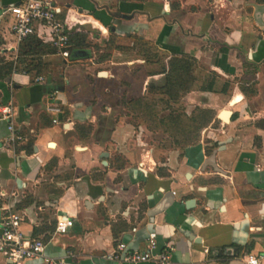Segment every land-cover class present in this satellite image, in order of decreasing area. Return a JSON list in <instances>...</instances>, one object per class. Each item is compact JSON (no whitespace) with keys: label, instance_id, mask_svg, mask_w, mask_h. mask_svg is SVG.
<instances>
[{"label":"crops","instance_id":"1","mask_svg":"<svg viewBox=\"0 0 264 264\" xmlns=\"http://www.w3.org/2000/svg\"><path fill=\"white\" fill-rule=\"evenodd\" d=\"M24 1L0 0L6 60L20 43L5 10ZM51 1L85 51L54 62L42 82L23 71L0 78V107L12 106L22 137L11 142L0 120V235L12 212L24 236L45 243L42 257L22 264H156L106 257L120 242L126 253L145 251L152 232L170 264L264 254V0ZM171 57L194 58L195 81L164 105ZM156 102L163 128L169 115L214 117L196 142L177 136L166 148L150 142L142 119L159 114ZM59 217L73 220L64 234ZM0 264L13 263L0 253Z\"/></svg>","mask_w":264,"mask_h":264},{"label":"built area","instance_id":"2","mask_svg":"<svg viewBox=\"0 0 264 264\" xmlns=\"http://www.w3.org/2000/svg\"><path fill=\"white\" fill-rule=\"evenodd\" d=\"M61 8L51 0H25L6 8L5 13L11 18L10 33L19 44L23 40L37 36L44 43L50 44L55 49V55L61 60L70 58V43L68 29L60 18ZM43 76H37L35 82H42ZM48 110L59 112L56 105H49ZM12 106L0 107V120L7 123L9 140L17 142L22 137L16 133L12 121ZM21 217L17 213L6 214L1 221L0 253L13 264H22L25 259L40 258L43 256L45 243L39 238H27L20 231ZM73 226V220L59 217L55 231L60 234L68 232ZM157 242L154 232L149 234L147 249L143 252L133 251L126 253V244L120 242L115 250L106 257L123 263L154 262L156 264H170V249L156 252ZM49 263L50 261L46 259ZM243 264H264V254L241 256ZM54 264H68L64 260Z\"/></svg>","mask_w":264,"mask_h":264},{"label":"trees","instance_id":"3","mask_svg":"<svg viewBox=\"0 0 264 264\" xmlns=\"http://www.w3.org/2000/svg\"><path fill=\"white\" fill-rule=\"evenodd\" d=\"M70 56L78 57L85 48V39L82 34L69 35ZM3 44L0 38V46ZM55 53V49L48 43H44L37 36H31L22 42L18 47L16 60H6L4 56H0V78L9 77L13 72L23 71L24 73L35 78L45 72L50 66L48 61L43 57ZM196 60L192 57L178 58L171 57L166 66L163 65L162 71L166 74V84L159 91L168 97L167 101L163 100L164 105H168L170 100L178 102L182 94L188 92L195 81L193 67ZM156 91V90H153ZM138 103V101H136ZM154 102L147 103V110L152 109ZM153 114H150L152 116ZM155 116V115H154ZM214 114L210 110H199L190 117L183 114H174L166 118L167 123L164 127L165 132H171L174 128V137H182L185 142H196L200 136V131L208 125ZM164 122V120H162ZM258 126L264 128V120L258 123Z\"/></svg>","mask_w":264,"mask_h":264},{"label":"rangeland","instance_id":"4","mask_svg":"<svg viewBox=\"0 0 264 264\" xmlns=\"http://www.w3.org/2000/svg\"><path fill=\"white\" fill-rule=\"evenodd\" d=\"M146 51H147V58L150 59V60L156 59L159 56L158 54L154 53L153 48L150 45H146ZM43 59L50 63V66L48 67V69L45 70V72H43V73H41L39 75V76L45 77L48 73L52 72V64L54 62H59L60 58L57 57V56L56 57L53 56V58L47 59V57L45 56V57H43ZM154 101H156L154 96H152V95L148 96V101H147L148 103H151V102H154ZM188 102H190V101H188ZM155 105H156V107H155L156 112L159 113V114H157L156 116H154V115L150 116V115L146 114L145 116L143 115V117H142V119L145 120V123L147 124V127H148V131H147L148 138H149L150 142H152L154 144L165 145L166 148H169L170 146H166V145H168L169 142L171 144V142L174 141V139H173L174 136H171L172 135L171 132H168L167 134H164L163 126H160L158 124L160 118L164 115V114L160 113L161 112L160 108L163 107V104H161L159 102L158 103L156 102ZM183 106L184 105L181 104V108ZM154 112H155V110H154Z\"/></svg>","mask_w":264,"mask_h":264},{"label":"water","instance_id":"5","mask_svg":"<svg viewBox=\"0 0 264 264\" xmlns=\"http://www.w3.org/2000/svg\"><path fill=\"white\" fill-rule=\"evenodd\" d=\"M72 57V56H71ZM6 81L7 82H10V78H7L6 79ZM230 115V111H227V110H225V111H223L221 114H220V118L222 119V120H227L228 118H227V116H229Z\"/></svg>","mask_w":264,"mask_h":264},{"label":"clouds","instance_id":"6","mask_svg":"<svg viewBox=\"0 0 264 264\" xmlns=\"http://www.w3.org/2000/svg\"><path fill=\"white\" fill-rule=\"evenodd\" d=\"M253 264H255V262H253Z\"/></svg>","mask_w":264,"mask_h":264},{"label":"snow or ice","instance_id":"7","mask_svg":"<svg viewBox=\"0 0 264 264\" xmlns=\"http://www.w3.org/2000/svg\"><path fill=\"white\" fill-rule=\"evenodd\" d=\"M239 99V98H238Z\"/></svg>","mask_w":264,"mask_h":264}]
</instances>
